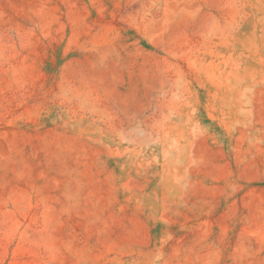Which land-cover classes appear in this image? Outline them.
Wrapping results in <instances>:
<instances>
[{"label": "rangeland", "instance_id": "1", "mask_svg": "<svg viewBox=\"0 0 264 264\" xmlns=\"http://www.w3.org/2000/svg\"><path fill=\"white\" fill-rule=\"evenodd\" d=\"M0 264H264V0H0Z\"/></svg>", "mask_w": 264, "mask_h": 264}]
</instances>
